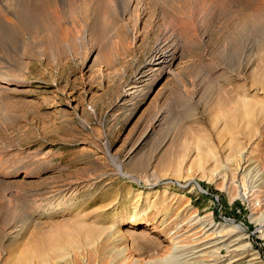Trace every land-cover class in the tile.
I'll return each mask as SVG.
<instances>
[{
    "label": "rangeland",
    "instance_id": "1",
    "mask_svg": "<svg viewBox=\"0 0 264 264\" xmlns=\"http://www.w3.org/2000/svg\"><path fill=\"white\" fill-rule=\"evenodd\" d=\"M74 1L51 3L54 19L26 8L11 33L0 18V66L20 79L0 85V264H164L190 257L209 222L220 249L200 260L264 264V0H221L206 14L147 0L141 19L120 21ZM186 9L198 10L203 40L152 72Z\"/></svg>",
    "mask_w": 264,
    "mask_h": 264
},
{
    "label": "bare ground",
    "instance_id": "2",
    "mask_svg": "<svg viewBox=\"0 0 264 264\" xmlns=\"http://www.w3.org/2000/svg\"><path fill=\"white\" fill-rule=\"evenodd\" d=\"M57 1L59 2V0H25V2L23 0V2L26 3V4H24L21 0H11V1H9V0H0V11H1L0 14H2V16H0V18L2 17V21L3 20L4 21L5 20L7 21V26H8V28L10 27L9 30H10V33H11V31H12L11 28L13 26H14L13 27L14 29H19V24L21 23V22L18 23L19 17L21 16V14H23V12H25V16H26V12H27L26 8L29 9L28 11H31V13L28 12L29 14L28 13L27 14H28V17L30 15V17H32V19L34 18V16L35 17L41 16V14L50 15L49 17H51L52 19H54V17L56 16L57 11L55 12L53 10L51 3H53V2L54 3H58ZM68 1H70V2L73 1L74 3H77L74 0H68ZM168 1L169 2L171 1V3L173 5L168 6V9L167 10L165 9V10L166 11H170V13H173V14L175 12H178L176 10L177 9L176 6H177V4L179 5L180 3H181V6H186L188 3H191L193 5V8L194 9H198L199 10V11L197 10L198 12L205 13L206 14V11L207 12H210L212 10L214 12L218 8H220V7L222 8L223 7V6H221L222 3H225L226 2V0H223L225 2H223L221 0L220 1L219 0H168ZM227 1H229V0H227ZM236 1H239V0H236ZM84 2H82V3H84L85 6L87 4V6L84 7V8H86V10L90 13V17H93V18L95 17L96 20L97 19H100V18H105L107 20H110L111 19V20H114V21H116V20H119L120 21V20H124V19H129L131 16H133L134 13H137L138 19H141L142 16H140L139 11L141 10V7L144 5V3L147 2V0H85ZM231 2H233V1L231 0ZM74 3H72V4H74ZM79 3H80V1H79ZM78 4H76L75 6H77ZM162 5H164V4H162ZM187 8H189V7H187ZM180 9L181 8H179V10ZM184 9H185V7H184ZM231 10H233V9H231ZM66 11H67V9H66ZM96 11H97V13H95ZM143 11H144V9H143ZM197 11L195 12V11H192L190 9L189 10L186 9L185 11H183L182 12L183 13V16H182V19L180 20L181 21V24H182V26H181L182 29H180L179 27H177L176 25H174V26H172L171 28H169L167 30V33L160 40H158L157 45L154 48V50H153V52H152V54L150 56V59L148 60V63L146 64V67H148V69H150L152 72H155L156 73V71H159L160 69H163L164 70V69L170 68L172 66V64L174 63V61L176 60V58L178 57V53L184 48V42H185L186 39H188V40H192L193 39L194 41H195V39H197V40L198 39H200V40L202 39V37H203V35L201 34L202 31L200 30L199 26L197 27L195 25V23H194V21L195 20L197 21V18L199 17L198 16L199 14L197 13ZM221 11H223V13H224V10L223 9H221ZM89 13H88V15H89ZM5 14L8 15L7 17H9V18L6 17V19H3V16ZM218 14H220V13H218ZM31 15H33V16H31ZM45 15H42V17H43L44 20H47V18H44ZM206 16L207 15H205V17ZM22 17L24 18V14L22 15ZM28 17H27V19H28ZM133 18H136V17H133ZM30 19L31 18H29V20ZM43 19H41V20H43ZM29 20H27V21H29ZM11 21H12V25L13 26H10L11 24L8 25V23H11ZM20 21H21V18H20ZM51 21H53V20H51ZM25 22H23V24ZM46 22H48V21H46ZM2 23L0 22V27L5 24V23L4 24H2ZM49 23H51V22L49 21ZM106 23H107V21H106ZM23 24L21 23L20 26H22ZM30 26L33 29V26L32 25H30ZM49 26L52 27V25H48L47 27H49ZM4 27H6V25H4L3 28ZM20 28H22V27H20ZM36 28H38V27H36ZM36 30H38V29H36ZM126 30H127V28H126ZM2 31L0 29V32H2ZM16 31H18V30H16ZM2 33H4V31ZM2 33H1V35H2ZM18 34L16 32V36ZM0 39H3V38H0ZM191 42H193V41H191ZM2 43L3 42H0V44H2ZM0 50H2V48ZM2 59H3V57H2ZM2 67L0 66V68H1L0 69V85H2V87L6 88V89H10L11 84L16 83V82H19L20 79L19 78H15L13 76L12 77L8 76V75H11V74L9 73L7 75L6 74L7 72H5L6 70L5 71L3 70L5 68L2 69ZM3 83H5V84H3ZM146 88H148V85H147ZM146 88L144 90L145 93L147 92ZM0 163H1V160H0ZM0 166H1V164H0ZM248 166H249V164L247 163L246 160H244V159L239 160V165H238V168H237V171L235 172V174L236 175H240L241 176L240 178L242 179L243 176H245V173H246V171L248 169ZM235 181L236 180L233 179L230 182V185L228 186L231 189V191L234 190L235 193H236L235 195H238L239 197H242L243 200H246L248 202H251V194L249 193V191L247 190V188L244 186V184L240 181L239 185H235L234 184ZM238 182H239V180H238ZM71 195L72 194H67V195L65 194V195H63L62 198L59 200L60 203L61 202H67V201H69V199H71V197H70ZM71 205L72 204H66L64 206V209L63 210L65 211L67 209H70L71 208ZM256 213L257 212H253L252 217H254V215ZM125 221L132 222V223H135V224H140V223L143 222V219H142L141 216L140 217H128L127 219H124V222ZM217 228H216V225H214L212 222L202 224L201 225V228L198 229V231H197L198 234L200 233V235L194 237L195 244H193L194 247H193L191 256L190 257H188V256L180 257L176 253L173 252L172 254H170L169 257L163 258V260L165 262L164 264H209V263L204 262L203 260H200V257H201V255L203 253H205V250H207L209 248H213V247L215 248V246L218 245V243L216 242L217 240L216 241L214 240L215 239L214 236L213 237H209V234H208V233H214L217 230ZM220 232H223V231L221 230ZM222 237H224L223 234H222ZM222 241H225V240H222ZM175 247H176L175 252H176L177 249L178 250L181 249V247H178V245L177 246L175 245ZM215 249H220V247L217 248V246H216ZM240 249H241L240 247H236V249L233 251V252H235V255H239L240 254V252H238ZM177 253H179V252H177ZM215 253H216V251H212V254L215 255V256H217V254H215ZM255 259H257V257H253L250 260L252 261V260H255ZM217 264H219V263H217ZM250 264H256V262H251Z\"/></svg>",
    "mask_w": 264,
    "mask_h": 264
},
{
    "label": "water",
    "instance_id": "3",
    "mask_svg": "<svg viewBox=\"0 0 264 264\" xmlns=\"http://www.w3.org/2000/svg\"><path fill=\"white\" fill-rule=\"evenodd\" d=\"M191 181H194L195 184L199 187L200 190L205 191V188L202 186V184H201L200 181H198L197 179H193V180H191ZM191 181H190V182H191Z\"/></svg>",
    "mask_w": 264,
    "mask_h": 264
},
{
    "label": "trees",
    "instance_id": "4",
    "mask_svg": "<svg viewBox=\"0 0 264 264\" xmlns=\"http://www.w3.org/2000/svg\"><path fill=\"white\" fill-rule=\"evenodd\" d=\"M202 183H203V185L208 186V188H209L210 191H215V188L212 187V186H210V185H208V183H206L205 181H203ZM223 196H224V193L221 192V198Z\"/></svg>",
    "mask_w": 264,
    "mask_h": 264
}]
</instances>
